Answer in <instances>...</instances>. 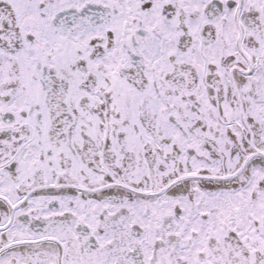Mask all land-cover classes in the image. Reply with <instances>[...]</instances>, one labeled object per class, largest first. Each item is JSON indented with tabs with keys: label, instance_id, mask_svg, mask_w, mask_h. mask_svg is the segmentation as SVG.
<instances>
[{
	"label": "snow or ice",
	"instance_id": "obj_1",
	"mask_svg": "<svg viewBox=\"0 0 264 264\" xmlns=\"http://www.w3.org/2000/svg\"><path fill=\"white\" fill-rule=\"evenodd\" d=\"M0 264H264V0H0Z\"/></svg>",
	"mask_w": 264,
	"mask_h": 264
}]
</instances>
